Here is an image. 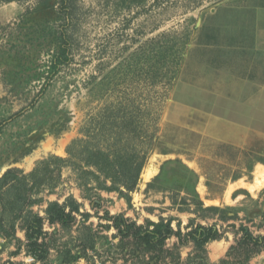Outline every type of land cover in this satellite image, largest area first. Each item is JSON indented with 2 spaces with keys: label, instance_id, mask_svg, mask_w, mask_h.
<instances>
[{
  "label": "rangeland",
  "instance_id": "1",
  "mask_svg": "<svg viewBox=\"0 0 264 264\" xmlns=\"http://www.w3.org/2000/svg\"><path fill=\"white\" fill-rule=\"evenodd\" d=\"M59 1L51 0L41 17L34 13L39 0H0V177L9 168L30 173L40 161L62 158L68 164L59 185L43 189L32 210L43 216L47 201L72 196L89 214L76 215L68 227L45 223L49 253L36 264H72L68 254L81 256L73 264H220L240 225L264 234V138L230 140L231 132L243 135L221 118L237 120L238 107L222 99L228 93L218 99L193 88V77L198 85L204 80L207 63L221 58V46L243 25L244 9L264 7V0H74L71 60L42 91L57 48L52 38L62 25ZM96 149L137 163L144 158L129 200L99 189L94 174L81 175L96 171L87 167ZM169 162V169L193 172L204 208L224 211L195 213L183 205L193 195L172 189L176 176L169 169L162 188L148 189ZM119 214L138 225L172 218L182 234L197 224L216 225L223 238L200 257L191 242L172 237L170 254L150 261L116 237L105 217ZM22 224L17 221L16 240L0 237V264L31 257ZM227 264H264V252L250 259L232 254Z\"/></svg>",
  "mask_w": 264,
  "mask_h": 264
},
{
  "label": "trees",
  "instance_id": "2",
  "mask_svg": "<svg viewBox=\"0 0 264 264\" xmlns=\"http://www.w3.org/2000/svg\"><path fill=\"white\" fill-rule=\"evenodd\" d=\"M11 2L14 0H5ZM39 8L36 10L37 15L45 17L49 14V10L53 4L51 0H39L37 3ZM59 11L62 25L60 30L53 35L52 40L57 44L56 53L51 59L50 71L45 80V85L42 91L49 85L50 81L57 74L63 65H66L71 60L72 54V35L69 32L68 25H70L73 14L74 0H60ZM30 13V10L23 15ZM27 20V19H26ZM24 21V20H22ZM21 21V22H22ZM90 159L87 167H94L96 171H85L84 173H92L99 180V189L108 192H117L120 196L127 197L137 188L140 174L144 165V158L137 163L133 157H111L110 153L96 149L90 151ZM146 159V157H145ZM173 162L166 163L161 166L159 174L152 182L148 184V189L162 188V179L168 182L169 176L165 175V170L169 169L168 165ZM68 162L62 158L52 156L46 160L40 161L30 173H24L18 168L7 169L0 177V237L3 239L16 240L15 234L18 229L17 221L22 220V225L19 229L24 232L26 240L27 253L34 258L35 261H44L49 253L48 246L44 241V225H61L68 227L76 220V215L87 218L88 213H81V204L78 203L72 196L65 199L63 203L58 201H47L46 207L43 210L44 215L41 216L32 210L35 204H39L42 199L38 197L43 189L51 190L57 187L61 179V171L67 166ZM171 165V164H170ZM173 183L172 189L191 193L192 200L182 199V204L189 208L190 205L195 207L194 212H223L217 207L204 208L202 201L195 192L196 178L191 170L182 165L180 171L175 168H170ZM177 171V175H176ZM169 173V171H168ZM167 177V178H165ZM102 179V180H100ZM108 181L110 184H108ZM179 182V183H178ZM173 196H178L175 194ZM172 204L176 205V199L172 198ZM227 207L225 211H231ZM106 220L111 223V228L116 231V237H119L123 245L132 244L135 247V252L148 255L150 261L157 256H164L170 254L166 249V242L172 237H176L179 243L183 240L191 242L197 255L201 257L206 253V245L213 241H218L223 238L222 233L218 230L216 225L203 226L197 224L190 227V230L182 234L181 230H174L172 227V218L167 220L161 218L158 222L146 221L145 224L138 225L135 222L129 221L124 215L117 216L107 215ZM236 218V215L231 216ZM223 220H227L225 217ZM179 225V223H178ZM240 237L227 251L226 258L220 260V264H227V260L232 254L243 255L245 259H250L253 255L264 252V234L254 235L247 226L240 225ZM81 259L80 255L71 256L68 254L69 263H75ZM4 264H23L13 261H8ZM198 264H209L201 260Z\"/></svg>",
  "mask_w": 264,
  "mask_h": 264
},
{
  "label": "crops",
  "instance_id": "3",
  "mask_svg": "<svg viewBox=\"0 0 264 264\" xmlns=\"http://www.w3.org/2000/svg\"><path fill=\"white\" fill-rule=\"evenodd\" d=\"M253 8L244 9L243 25L240 24L237 33L227 39V47L221 46V58L215 57L211 63H207L204 80L201 79L198 85V77H193V88L196 91L216 98L218 96V99L217 93H228L221 95L222 99L238 107L237 120L221 118L224 122L222 124L235 126L231 128L238 127L237 132L243 135L237 137L231 132L228 135L230 140L247 141L255 138L253 133L260 139L264 138V7ZM226 51H229L230 56L228 62V56L224 54ZM207 114L209 117H218L214 112ZM240 143L236 145L244 144ZM219 254L220 251L215 250L213 255Z\"/></svg>",
  "mask_w": 264,
  "mask_h": 264
},
{
  "label": "built area",
  "instance_id": "4",
  "mask_svg": "<svg viewBox=\"0 0 264 264\" xmlns=\"http://www.w3.org/2000/svg\"><path fill=\"white\" fill-rule=\"evenodd\" d=\"M37 262H35L34 258L32 257H29L27 260H26V264H36Z\"/></svg>",
  "mask_w": 264,
  "mask_h": 264
},
{
  "label": "bare ground",
  "instance_id": "5",
  "mask_svg": "<svg viewBox=\"0 0 264 264\" xmlns=\"http://www.w3.org/2000/svg\"><path fill=\"white\" fill-rule=\"evenodd\" d=\"M147 178H149V175H145V180H146Z\"/></svg>",
  "mask_w": 264,
  "mask_h": 264
}]
</instances>
